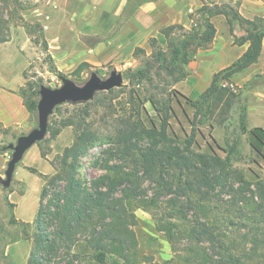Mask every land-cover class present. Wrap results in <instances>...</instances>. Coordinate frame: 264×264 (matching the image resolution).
<instances>
[{"label": "rangeland", "instance_id": "374dc122", "mask_svg": "<svg viewBox=\"0 0 264 264\" xmlns=\"http://www.w3.org/2000/svg\"><path fill=\"white\" fill-rule=\"evenodd\" d=\"M192 1L185 22L166 25L178 23L189 29L193 20L198 19L196 11L202 5L200 0ZM125 2L0 0V36L4 38L0 42V79H18V92L24 99L30 90H37L34 98L38 99L40 85L60 86V76L79 85L92 72L105 78L115 70L123 77L120 87L98 91L91 100L56 106L48 119L50 130L24 153L9 187L0 183V264H28L40 206L47 208L50 200L57 202V192L66 189L63 177L55 181L51 177L68 169L69 161L67 165L63 163L65 149L73 144L78 128L92 132L96 139L78 159L70 175L72 187L79 188L81 196L100 191L107 192L106 198L123 197L135 220L130 226L137 239L133 264H186L190 243L180 231L193 226L196 220L223 227L227 240L233 241L230 252L246 264H264V245L253 244V233L260 232L251 229L253 214L258 213L261 201L255 175L264 178V163L257 165L252 161L254 155L247 135L239 127L245 113L248 127L249 106L264 105V72L219 78L214 89L207 92L213 75L239 54L232 36L240 37L244 30L233 19L229 24L223 14L211 17L216 28L214 39L208 48L199 49L190 59L183 79L173 82L166 73L153 69L148 81L137 84L126 75L140 66L142 57L149 56L152 37L166 46L159 32L165 25L137 12L123 17ZM204 2L227 11L230 6L247 19L264 18V0ZM130 17L141 28L136 30L128 24L133 21ZM137 47L141 51L135 55ZM36 125L37 111L19 129L0 124L1 177H5L12 152L7 145ZM163 125L164 136L137 135L145 129H153L157 134ZM153 145L152 150L163 151V161L159 164L155 159L154 167L147 169L146 152ZM230 149L233 151L228 154V166L221 176L225 186L208 190L206 198L188 189L181 156H189L201 166L198 154H204L206 159H225ZM111 179L118 183L114 189L109 188ZM163 182L170 184L171 190L164 188ZM43 188L47 191L41 199ZM199 202L207 206L206 217L198 210ZM237 208H242L243 213ZM166 224L174 226L172 241L163 227ZM263 234L256 238L263 240ZM11 243L15 245L13 253L8 249ZM87 259L72 246L59 264H88Z\"/></svg>", "mask_w": 264, "mask_h": 264}, {"label": "trees", "instance_id": "16d2710c", "mask_svg": "<svg viewBox=\"0 0 264 264\" xmlns=\"http://www.w3.org/2000/svg\"><path fill=\"white\" fill-rule=\"evenodd\" d=\"M146 1L152 0H126L121 15L125 18L132 15L135 9ZM202 1V5L197 9L198 19L193 20L189 29L178 23L162 26L159 32L166 40V46L162 47L156 38H151V53L149 56L142 57L140 66L132 69L126 77L133 83L140 84L144 80H149L153 69L164 72L172 77L173 82H177L186 75L185 67L199 49L208 48L212 43L216 28L211 21V17L223 14L231 24L232 19L244 30L245 34L234 37V43L248 42L247 49L243 54L233 61L230 65L215 73L211 85L207 92H211L219 78H231L245 71L250 65L257 61L264 38V18L255 17L247 19L238 14L230 6L228 11L217 4ZM191 18V17H190ZM230 31L233 34L232 26ZM4 38L0 36V42ZM141 51L136 48L135 55ZM28 98L23 103L30 114L37 111V90H30ZM240 131L247 135L248 144L253 152V162L257 165L264 163V128L260 126L247 127L246 113L241 115L239 124ZM50 130L48 125L47 131ZM153 129H145L137 133L138 136L149 135L155 138L156 135L164 136V125L157 134ZM95 135L85 129L78 128L73 144L65 149L63 163L68 169L57 173L51 177V181L63 177L67 181L64 191L57 192L58 201L50 200L47 208L40 206L35 217L36 233L34 245L28 258V264H59L67 255L72 246L77 248L81 255H85L88 264H133V253L137 247V239L131 230L134 224L133 214H129L128 207L122 201L123 197L106 198L107 192L96 191L86 196H81L77 191L79 188H73V178L70 176L76 169L78 159L85 155L89 147L93 144ZM190 138L187 143H190ZM41 142V141H40ZM187 144V145H188ZM150 146L146 152V159L149 161L147 169L154 167L153 160L162 163L163 151L152 150ZM2 148H0V151ZM225 159L217 156H210L207 159L204 154H198V161L201 166L194 164L189 156L183 158L182 166L185 167L184 173L189 184L188 189L200 194L201 198H206L208 190L215 186H225L221 180L222 173L225 171L229 162V153ZM44 156V152L41 151ZM151 160V161H150ZM65 172V173H64ZM46 177V176H45ZM255 187L257 195L260 197L258 204V213L253 214L251 223L252 230L260 233H253V244L259 245L263 240H258L257 235L264 233V178L259 179L255 175ZM122 180H119V183ZM192 183V184H190ZM164 188L171 190L170 184L163 182ZM118 183L109 181V188L114 189ZM197 185V186H195ZM46 188H43L41 199L45 197ZM60 200H63L59 203ZM198 210L207 216V206L204 202L198 203ZM238 212L243 213L242 208H237ZM255 224V225H254ZM261 225V226H258ZM51 226L53 228H51ZM168 233L169 241L173 239L172 229L174 226L166 224L163 226ZM189 241L190 255L186 258V264H246V262L237 255L230 252L233 241L227 240L223 227L216 223L195 222L190 228L180 231ZM264 236V234H263ZM82 238V239H81ZM61 249L64 251L62 252ZM73 257H77L72 255ZM68 264V262H67Z\"/></svg>", "mask_w": 264, "mask_h": 264}, {"label": "crops", "instance_id": "0c3cea01", "mask_svg": "<svg viewBox=\"0 0 264 264\" xmlns=\"http://www.w3.org/2000/svg\"><path fill=\"white\" fill-rule=\"evenodd\" d=\"M192 2V0H190L189 3H181L178 0L146 1L139 5L134 12H137V15H145L151 21L159 20L157 21L158 25H166L168 22L173 21L183 23L185 22L184 16H186L187 11L192 10ZM171 16H173L174 20L169 21ZM134 22L135 20L133 19V21L128 22V24H131L132 27L135 26L136 30L141 28L139 24ZM232 38L234 37L232 36ZM232 41L234 42V40ZM247 46L248 42L237 43V45H235L236 49L239 51V54L235 57L234 61L243 54V52L247 49ZM255 71H258L260 74L264 72V38L262 40L261 52L257 61L250 65L248 69L243 72L248 76L250 73ZM18 89V79L17 81H14L8 77L7 80L0 79V124L3 125V127L19 129V127H24L29 122L30 113L24 105L23 99L19 94ZM247 123L248 128L254 126H260L264 128V105L259 104L248 107ZM8 249L10 253L15 252L14 243L9 244Z\"/></svg>", "mask_w": 264, "mask_h": 264}, {"label": "water", "instance_id": "95a60500", "mask_svg": "<svg viewBox=\"0 0 264 264\" xmlns=\"http://www.w3.org/2000/svg\"><path fill=\"white\" fill-rule=\"evenodd\" d=\"M61 85L55 88L40 85L37 101V125L28 133L19 135L14 143L7 145L11 156L4 171L5 177L0 176V183L4 188L9 187L16 165L24 153L35 143L41 141L48 128V119L54 108L63 103H81L91 100L98 91H108L123 84L122 73L111 71L109 76L102 78L92 72L84 84L79 85L73 80L60 76Z\"/></svg>", "mask_w": 264, "mask_h": 264}]
</instances>
